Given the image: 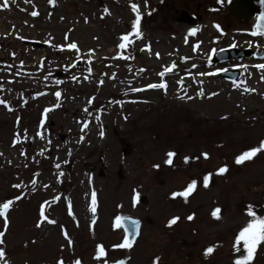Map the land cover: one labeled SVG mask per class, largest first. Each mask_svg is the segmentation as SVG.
I'll list each match as a JSON object with an SVG mask.
<instances>
[{"label":"rangeland","instance_id":"1","mask_svg":"<svg viewBox=\"0 0 264 264\" xmlns=\"http://www.w3.org/2000/svg\"><path fill=\"white\" fill-rule=\"evenodd\" d=\"M198 1L180 0L148 25L167 35L165 58L154 59L143 42L119 47L122 34L132 39L126 0H10V11L0 0V204L13 201L6 228L0 217V264H235L247 254L236 241L253 219L247 210L264 218V151L236 158L264 142V70L248 76L251 85L210 73L211 98L194 100V41L169 33L187 29V7L201 10ZM218 19L230 38L253 28L231 13L205 21ZM159 66L173 72L158 76ZM160 82L168 89L140 92ZM193 181L187 199L174 197ZM123 216L142 221L131 248L116 247L126 239L116 226ZM99 246L106 255L97 259ZM251 264H264V243Z\"/></svg>","mask_w":264,"mask_h":264},{"label":"flooded vegetation","instance_id":"2","mask_svg":"<svg viewBox=\"0 0 264 264\" xmlns=\"http://www.w3.org/2000/svg\"><path fill=\"white\" fill-rule=\"evenodd\" d=\"M129 4V12L132 16V20L130 22L131 25V31L130 35H132L133 42L137 44L138 42H143L140 50L141 52H145L150 57L154 59H164L165 56L163 53L159 50V46L164 44L163 39L167 36L161 37V36H155L148 26L149 24L156 22L157 18L161 16V19L164 20L166 17L171 16V14H168L170 12H173L174 6L180 1V0H126ZM228 2L229 0H201L198 1V4L200 3L201 6L199 8L201 10L197 11L191 6L187 7V23H186V30L180 28L177 32H171L169 33L170 41H179V38H182V45L185 41V38L189 39L192 38L194 43L191 44L193 53L192 57L196 62L194 64L193 70L194 74H197V77L199 80L197 81V89L194 91L197 92L195 94L194 100L202 101L205 99L211 98L209 94H204V84L203 81L206 82L208 79H210V73L215 77L216 70H227V69H238L241 74L240 77L244 74L243 72H246L249 70V68L245 65H242L244 62L252 60V53L248 57H243L246 54V47L249 48L250 51H258L261 50L262 46L264 45V36L263 35H253L254 29L252 28L250 31H245V33H240V36H237L236 38H230V26L222 22L220 19L214 20V21H205L206 16L209 15H215L218 16H230V13L228 12ZM136 4L138 11H133L132 5ZM189 4V3H188ZM190 5V4H189ZM139 14L140 16V32H141V38H137L133 33V22L136 19V16ZM236 20V19H235ZM238 22H243L241 20H236ZM177 23V20L174 21ZM251 23H254V20L249 21ZM144 25V27H143ZM196 29L195 34H191L192 30ZM229 36L230 41L226 44H223L224 40L227 39ZM203 38H206L205 42L212 41V44L205 50L204 48L207 46L205 43L201 42L203 41ZM237 39V40H236ZM165 43H167V37L164 39ZM159 44V45H158ZM217 44H220L219 47H216ZM150 49V50H149ZM159 49V50H158ZM238 53H241V59H228L226 62H212V58H215L216 54L222 51H226L227 53H230V50H234ZM171 52L170 50L167 51V53ZM159 53V56L156 54ZM173 54L175 58H181L185 59L186 56L181 54L179 49H176L174 52L170 53ZM176 68L180 67V63H176L174 65ZM238 67V68H235ZM251 69L254 68L252 66H249ZM168 67L163 68L162 66H159L158 71L160 70V73H167ZM257 69V72L262 69ZM173 72V71H171ZM159 72L156 73V75H160ZM232 83V82H231ZM156 84V83H152ZM152 84H147L152 85ZM167 88H147L142 90L145 91H159V93L162 92V90H167ZM137 92H131L129 95H135ZM202 93V94H201ZM164 95V94H162ZM186 97V96H184ZM132 101H135V98L131 99Z\"/></svg>","mask_w":264,"mask_h":264},{"label":"snow or ice","instance_id":"3","mask_svg":"<svg viewBox=\"0 0 264 264\" xmlns=\"http://www.w3.org/2000/svg\"><path fill=\"white\" fill-rule=\"evenodd\" d=\"M8 6V0H5V4L4 7ZM133 11H138L137 5L133 4L132 5ZM33 16L38 15V13L33 12L32 13ZM140 16L139 14L136 16L135 21L133 22V33L137 38H141V32H140ZM262 26H264V15H262L261 17L258 18V23H257V30L254 31L252 34L253 35H264V31H262ZM196 29L192 30L191 34H195ZM121 40L124 42H127V44H130V38L128 35H124L121 37ZM126 43H121L119 45L120 48H125L127 46ZM70 49H77V45L75 43H72L68 46ZM150 50V49H149ZM157 56H159V53L156 54ZM259 69L264 70V64H260L256 66ZM166 71H171V69H168ZM165 73H160L161 76H163ZM262 79H264V77H262ZM148 87L150 88H167L166 83H160V84H152L149 85ZM252 91H254V89H252ZM202 94V93H201ZM55 96L57 97V99L60 98L61 93L60 92H56ZM0 103H2V101H0ZM85 111H87V109H85ZM88 125L84 124V128H87ZM102 134V133H101ZM43 138V137H41ZM262 151H264V142H261L260 146L257 148H253L249 151H246L244 153H242L239 157L236 158V163L240 164L243 163L245 161L248 160H252L253 158H255L259 153H261ZM23 154V153H22ZM168 159L166 161L167 164L171 165L172 164V157L175 155V153H168ZM205 158H207V154H205ZM228 169L226 167H222L219 169L218 174H223L227 171ZM62 175V174H61ZM209 184V177H205L204 179V187H208ZM196 182L193 181L191 184L188 185L187 189L183 192H179V193H174V197L175 196H182L185 199H187V197L195 190L196 188ZM18 187V186H16ZM93 204H95V193H93ZM19 199V197L17 198ZM13 204V201H7L3 204H0V217L4 218V224H5V228L8 226V213L10 211V208ZM92 212L94 213L96 211L95 207H93ZM219 209L215 210L213 212V216L217 219H219ZM249 215L253 217L252 221L249 222V224L247 225V227H245L238 235L237 237V245H239L240 241H243V247L246 250V255L242 258V259H238L235 261V264H251V262L254 260L255 255L257 253V249L258 246H260L262 243H264V218H258L255 216V213L252 211H249ZM41 216L44 217L45 220H47V217L44 215V210L43 207L41 209ZM177 219L178 218H173L170 222H169V226H171L172 224L177 223ZM189 220L193 219L192 216L188 217ZM43 222V220L41 221V223ZM48 223L50 224H54L55 221L54 220H47ZM38 227L40 226V224L37 225ZM117 227L120 226V218H117ZM135 223L133 225V231L135 230ZM4 233L0 232V244H3V237ZM65 236L67 238V233H65ZM116 247L119 248H131L132 247V242L128 239H125L123 243L116 245ZM213 248L209 247L206 249L205 251V255L211 254L213 252ZM106 255L105 249L103 246H99L98 247V254H97V259H100L101 257H104ZM4 258V252L2 249H0V260H2ZM58 264H64V261H59ZM75 264H80L79 261H76ZM105 264H107V261H105ZM115 264H123V262L117 261L115 262Z\"/></svg>","mask_w":264,"mask_h":264},{"label":"water","instance_id":"4","mask_svg":"<svg viewBox=\"0 0 264 264\" xmlns=\"http://www.w3.org/2000/svg\"><path fill=\"white\" fill-rule=\"evenodd\" d=\"M228 12L234 15L235 17L245 20L248 18H254L256 16V23H255V30H257V23H258V18L264 15V0H229L228 3ZM262 31H264V26H262ZM222 54H224L222 56ZM234 57H240L242 54H235V51L230 53ZM246 56L249 55V53L245 54ZM264 55V53L260 54ZM229 58V54L227 52L222 51L219 54H217V61H224ZM220 78H225V79H236L238 77V71L237 70H231V71H224L219 74ZM119 143L121 144V155L123 157H126L130 151H131V146L129 142L121 138L119 139ZM119 176L122 177L121 171H119ZM144 201V198H141V202ZM121 225L124 228L126 234H127V239L132 241L138 234L139 232V227L141 225V221L136 218H132L130 216H124L121 219ZM136 225L135 230L133 231V225Z\"/></svg>","mask_w":264,"mask_h":264},{"label":"trees","instance_id":"5","mask_svg":"<svg viewBox=\"0 0 264 264\" xmlns=\"http://www.w3.org/2000/svg\"><path fill=\"white\" fill-rule=\"evenodd\" d=\"M202 181H203V179H202ZM252 212L255 213L256 217L259 216V214L257 213V211H252Z\"/></svg>","mask_w":264,"mask_h":264},{"label":"bare ground","instance_id":"6","mask_svg":"<svg viewBox=\"0 0 264 264\" xmlns=\"http://www.w3.org/2000/svg\"><path fill=\"white\" fill-rule=\"evenodd\" d=\"M191 197V196H190Z\"/></svg>","mask_w":264,"mask_h":264}]
</instances>
